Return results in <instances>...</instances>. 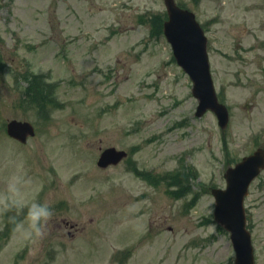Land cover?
Segmentation results:
<instances>
[{
    "label": "rangeland",
    "instance_id": "obj_1",
    "mask_svg": "<svg viewBox=\"0 0 264 264\" xmlns=\"http://www.w3.org/2000/svg\"><path fill=\"white\" fill-rule=\"evenodd\" d=\"M175 1L205 29L223 130L213 112L195 115L163 0H0V190L22 169L53 212L36 244L0 218V264H233L211 189L264 144V0ZM13 118L35 127L24 144L6 132ZM108 146L128 156L99 168ZM179 167L191 192L177 198L157 182ZM244 203L264 264V170Z\"/></svg>",
    "mask_w": 264,
    "mask_h": 264
},
{
    "label": "water",
    "instance_id": "obj_2",
    "mask_svg": "<svg viewBox=\"0 0 264 264\" xmlns=\"http://www.w3.org/2000/svg\"><path fill=\"white\" fill-rule=\"evenodd\" d=\"M168 19L163 23V33L170 42L176 61L189 73L192 92L199 103L196 115L206 109L215 112L218 123L224 128L228 121V112L224 104L219 103L209 74L206 51V37L192 12L178 7L174 0H164ZM7 133L24 142L33 135V126L28 121L10 120L6 125ZM125 155L124 151L114 147L106 148L99 156L98 165L117 163ZM264 168V147L244 156L234 167H228L224 173L226 187L214 188V219L229 231L235 251L234 264H254L253 247L250 232L245 226L243 201L253 178Z\"/></svg>",
    "mask_w": 264,
    "mask_h": 264
},
{
    "label": "clouds",
    "instance_id": "obj_3",
    "mask_svg": "<svg viewBox=\"0 0 264 264\" xmlns=\"http://www.w3.org/2000/svg\"><path fill=\"white\" fill-rule=\"evenodd\" d=\"M32 184V179L22 169L8 177L4 188L0 190V218L7 216L14 234L26 242L36 244L47 235L53 212L46 201L38 200L35 188L29 191ZM25 210L24 219H18L17 215ZM12 212L17 215H8ZM208 227L210 232H215L216 225Z\"/></svg>",
    "mask_w": 264,
    "mask_h": 264
},
{
    "label": "trees",
    "instance_id": "obj_4",
    "mask_svg": "<svg viewBox=\"0 0 264 264\" xmlns=\"http://www.w3.org/2000/svg\"><path fill=\"white\" fill-rule=\"evenodd\" d=\"M45 90V89H44ZM31 91H33V97L37 98L39 102H42L43 95L40 91L39 81L36 79L32 86ZM24 100V99H23ZM42 112V111H40ZM170 177V185L175 188V193H178V198L184 194L191 192L190 181H189V169L186 167H181L178 171L173 172Z\"/></svg>",
    "mask_w": 264,
    "mask_h": 264
}]
</instances>
